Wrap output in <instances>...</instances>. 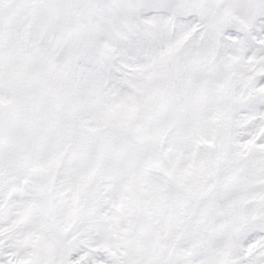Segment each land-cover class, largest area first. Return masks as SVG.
<instances>
[{
	"label": "snow or ice",
	"instance_id": "6c2138e0",
	"mask_svg": "<svg viewBox=\"0 0 264 264\" xmlns=\"http://www.w3.org/2000/svg\"><path fill=\"white\" fill-rule=\"evenodd\" d=\"M0 264H264V0H0Z\"/></svg>",
	"mask_w": 264,
	"mask_h": 264
}]
</instances>
